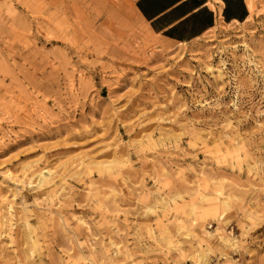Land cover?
I'll return each mask as SVG.
<instances>
[{
	"label": "rangeland",
	"instance_id": "1",
	"mask_svg": "<svg viewBox=\"0 0 264 264\" xmlns=\"http://www.w3.org/2000/svg\"><path fill=\"white\" fill-rule=\"evenodd\" d=\"M192 45L131 0H0V264H264V0Z\"/></svg>",
	"mask_w": 264,
	"mask_h": 264
},
{
	"label": "crops",
	"instance_id": "2",
	"mask_svg": "<svg viewBox=\"0 0 264 264\" xmlns=\"http://www.w3.org/2000/svg\"><path fill=\"white\" fill-rule=\"evenodd\" d=\"M138 16L167 44L192 45L220 26L245 24L247 0H131Z\"/></svg>",
	"mask_w": 264,
	"mask_h": 264
}]
</instances>
